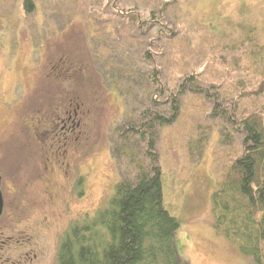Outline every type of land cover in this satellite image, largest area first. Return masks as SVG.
I'll use <instances>...</instances> for the list:
<instances>
[{"label":"rangeland","instance_id":"374dc122","mask_svg":"<svg viewBox=\"0 0 264 264\" xmlns=\"http://www.w3.org/2000/svg\"><path fill=\"white\" fill-rule=\"evenodd\" d=\"M111 1L145 15L164 5L174 34L139 35ZM34 2L27 12L23 0H0L5 237L42 229L39 242L55 256L59 232L105 203L120 178L111 131L132 105L118 69L135 63L146 73L142 58L151 50L168 91L193 73L203 89H187L176 119L158 131L164 202L181 221L178 250L192 264H256L213 225L212 194L241 152L242 136L231 128L230 140L222 139L221 121L209 112L216 100L233 109L264 78V0ZM240 102L264 106V95ZM75 107L80 124L63 130L62 118Z\"/></svg>","mask_w":264,"mask_h":264},{"label":"trees","instance_id":"16d2710c","mask_svg":"<svg viewBox=\"0 0 264 264\" xmlns=\"http://www.w3.org/2000/svg\"><path fill=\"white\" fill-rule=\"evenodd\" d=\"M111 2L139 35L149 33L157 39L174 34L165 21L164 5L145 15L136 7ZM23 6L30 12L35 2L23 0ZM143 59L148 62L146 73L135 63L118 69L127 84L122 90L126 103L132 104L110 136L120 178L93 214L71 222L60 240L59 264H192L176 244L180 218L164 202L157 138L159 129L179 114L185 91L203 89L193 73L168 91L151 50L145 51ZM243 92L233 109L216 100L209 112L221 121L222 139L230 140L231 128L242 136L241 152L231 160L212 194L213 225L256 264H264V106L240 102L243 97L264 95V78L258 88ZM205 93L212 96L209 90Z\"/></svg>","mask_w":264,"mask_h":264},{"label":"flooded vegetation","instance_id":"af4514ba","mask_svg":"<svg viewBox=\"0 0 264 264\" xmlns=\"http://www.w3.org/2000/svg\"><path fill=\"white\" fill-rule=\"evenodd\" d=\"M78 107H75L72 111L68 110L66 117L62 118L63 130L70 131L80 124V120L77 118ZM79 181L80 178L76 183V188L77 190L80 189L78 192L81 193L83 191V187L80 188ZM46 218L47 216H45L43 220L47 221ZM70 224L71 223H69L58 234L55 256H52V254L47 251V246L44 242H39L42 238L40 233L44 232L42 229H37L35 227L29 229L30 231L28 232L27 230L21 228L15 236L8 235L7 237H5L3 231L0 230V264H59L58 247L63 234L69 228Z\"/></svg>","mask_w":264,"mask_h":264},{"label":"water","instance_id":"95a60500","mask_svg":"<svg viewBox=\"0 0 264 264\" xmlns=\"http://www.w3.org/2000/svg\"><path fill=\"white\" fill-rule=\"evenodd\" d=\"M0 183H1V172H0ZM3 210V195L0 187V214L2 213Z\"/></svg>","mask_w":264,"mask_h":264}]
</instances>
